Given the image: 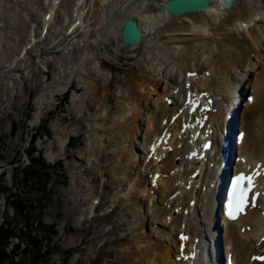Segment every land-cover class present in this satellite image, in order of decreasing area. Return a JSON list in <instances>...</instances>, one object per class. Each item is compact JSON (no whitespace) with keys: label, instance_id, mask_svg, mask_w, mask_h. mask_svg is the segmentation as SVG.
Masks as SVG:
<instances>
[{"label":"bare ground","instance_id":"6f19581e","mask_svg":"<svg viewBox=\"0 0 264 264\" xmlns=\"http://www.w3.org/2000/svg\"><path fill=\"white\" fill-rule=\"evenodd\" d=\"M27 1L16 0V4L12 5V9L20 7L18 15L0 10L9 14L8 21L5 20L6 24L20 20L21 26L18 27L14 39L21 42V51L32 48L34 46H30L32 42L37 44L44 39L49 41L48 27L57 16L56 24L63 30L67 29L68 37L76 35L77 31L83 29L85 32L83 34H87L88 31L90 32L88 26L91 22L100 28L103 27L105 30L103 37H110L108 45L116 44L120 47L118 55L115 56V62L130 63V68H124L121 67L122 65H114L106 59H101L98 61L100 65L108 66L114 73L106 84L98 79L90 87L95 99L92 105L100 104L101 111L106 110L105 114L109 123L108 128L101 135L110 133L109 136H103V140L109 142L108 144L111 143L113 147L110 154L112 162L108 161L107 166L111 167L110 170L119 186L114 197L130 199L132 196H139L138 200L151 215L149 232L146 231L148 226L144 224L146 214L142 213L138 217L137 225H132L136 229L126 246L130 263L190 264L192 252L197 254V258H199L198 254L201 255L200 250L203 247L194 243L195 237H199L202 244L207 241L211 243L208 244L209 254L206 255V261L220 264L222 258L219 254L223 255V253H219L217 249L218 230L215 231L216 227L211 226L215 229L211 230L212 238H210L203 234V226L198 229L201 221H209V218L213 219L215 216L220 219L215 188H208L212 195L210 200L205 198L208 191L205 172L207 161L205 157L199 155L205 140H211L212 137L217 139L214 136V132L218 131L216 124L222 122L231 130L232 122L225 116L226 111L223 106L215 111H206L204 114L207 116L199 118V113L189 112L191 105L187 104L186 100L188 97L202 100L211 98L213 107H216L220 102L217 97L222 95V99L225 100L233 93V89L239 86V79H241L239 75L242 77L243 74L248 75V79L243 82L240 97L243 102L238 113L237 131L240 132V139L236 150L244 159L242 165L245 167L252 168L257 160L263 161L264 0H217V2L208 0L209 3L204 8L183 14H170L166 9V3L164 4L169 0ZM227 1H230V4L226 7L224 4ZM1 2L10 5L9 1L0 0V6ZM35 3L39 5L38 9L27 23L24 20L26 15L23 13L27 11L32 13ZM59 9H63V12ZM65 15L67 16L64 18ZM126 18L134 20L140 27L141 35L137 43L127 44L122 41L120 32ZM32 22L36 24V27L32 26ZM5 26L2 24V27ZM239 26L243 28L241 31ZM44 30L47 32L44 33ZM85 42L90 40L85 39ZM12 45L14 44L5 45V49L1 46V49L5 50V55L0 53L2 82L16 79L15 73L21 70V62L15 56L17 50L13 51ZM88 46H95V44ZM156 49L158 53L154 52ZM147 50L150 53L144 55ZM114 81L115 84L125 83V89L118 97L111 93V85ZM68 82L77 91L82 90L78 84L73 86V81ZM67 85L68 83L65 87ZM65 87L53 91L52 97L59 93V96L53 98L64 100ZM86 90L88 93L89 90ZM188 92H191L190 96ZM30 93L31 90H28V94ZM200 93L205 95L201 96ZM248 94H253L251 103H248L246 98L243 99V96ZM167 99L173 104H168ZM78 100L74 96L71 98L72 102H78ZM109 100L112 104L108 105L107 110L105 103ZM148 101L152 102V106L147 103ZM221 104H223L222 101ZM65 110L59 103L48 110L47 114L52 112L56 114ZM145 110L147 117L142 129L137 125L136 118H141L142 111ZM110 111H114L112 116ZM5 116L9 117V113ZM62 119L75 121L76 117L71 114ZM190 124H194V128H189ZM91 126L92 132L88 134L87 139L94 143L98 136V125ZM197 130L200 132L199 135H196ZM141 131L139 139L142 137V140L139 141L137 134ZM111 132L114 135L113 140ZM159 137L160 143L155 142ZM225 138L230 145L228 137L225 136ZM187 140L190 141V145L184 148L181 142L186 143ZM140 143H142L141 152L137 148ZM10 148L14 150L17 148L15 142L10 145ZM92 150L93 148L89 154ZM106 151L107 147L101 148L98 151V157L101 159L106 156ZM192 152L194 154L189 156ZM210 152L208 151L207 155ZM89 154L87 153L88 156ZM149 158L152 159L153 168ZM2 166L0 165V172ZM163 169L169 172L173 180L168 182L163 178L161 175ZM210 172L215 174V178H218V175L220 177L222 173L218 169H212ZM148 176L152 181L151 187L147 180ZM261 178L262 176L259 181ZM186 185L189 188H185ZM100 187L107 188V184L104 183ZM155 189L158 190L153 193ZM143 196H146L145 199ZM98 197L97 195L90 201L91 205L86 213H91L97 207L94 201L97 202ZM257 200L261 207L256 209L245 207V211L239 214L238 219L225 223V247L227 251L230 247L234 264H264V261H257L251 257L252 254L264 248V240L260 238L264 234V215L261 212V210L264 211V193H261ZM172 203L173 210L177 211L174 216L169 207ZM139 208L143 210L141 206ZM185 208L188 209L187 213L183 212ZM199 215H202V218ZM155 223L160 224L159 228L153 227ZM88 229L84 228L83 231L87 232ZM182 233L189 234L187 241L184 240ZM124 237L116 240L124 241ZM179 242H185L186 251L183 249L185 251L183 255L188 254L187 259L181 258L177 253L178 247L180 248ZM197 248H200V253H197ZM196 264L199 263L196 262Z\"/></svg>","mask_w":264,"mask_h":264},{"label":"rangeland","instance_id":"374dc122","mask_svg":"<svg viewBox=\"0 0 264 264\" xmlns=\"http://www.w3.org/2000/svg\"><path fill=\"white\" fill-rule=\"evenodd\" d=\"M7 1L10 5L1 2L0 10L18 15L20 7L12 9L16 0ZM38 6L35 3L32 13H23L27 23ZM59 11L63 12V9ZM3 12H0V53L5 52L1 46L5 49V45L14 44L12 49L17 50L15 56L21 62V70L15 73L16 79L8 82L0 79V165H3L0 172V232L10 236L3 243L8 257L0 258V264H131L126 246L136 229L132 225L136 226L138 217L146 214L144 224L149 232L151 215L138 200L139 196L130 199L114 197L119 186L111 167L107 166L112 162L113 147L103 140V136L110 133L101 135L109 123L106 110L101 111L100 104L92 105L95 99L90 91L95 81L101 79V83L106 84L114 73L98 61L106 59L124 68H130V63L115 62L120 47L108 45L110 37H103V27L89 22L90 32L83 34V29L68 37L67 29L56 24V14V20H52L48 27L50 32L46 31L49 41L32 43L34 46L23 52L21 42L14 39L21 26L20 20L8 25L5 20L8 21L9 14ZM2 24L6 26L2 27ZM32 26L36 27V24L32 22ZM242 29L239 26V30ZM148 51L144 55L149 54ZM90 66L93 69H89ZM68 81H73V86L78 84L82 90L73 87L70 90ZM64 87V94L70 91L68 95H64V100H55L53 97L59 93L52 97L53 91ZM111 87V93L118 97L125 89V83L115 84L114 81ZM28 90H31L30 94ZM72 96L77 97L78 102H72ZM108 102L105 103L106 109L112 104L110 100ZM59 103L65 112L47 114ZM147 103L152 106V102ZM110 112L112 116L114 111ZM6 113L9 117L5 116ZM71 114L76 117L75 121L62 119ZM142 114L136 119L137 125L143 129L146 110ZM93 124L98 125L94 143L87 139ZM141 133H136L139 141L142 140V137L139 139ZM111 134L113 140V132ZM13 142L17 146L15 150L10 148ZM141 145L137 146L140 152ZM103 147H107V157L100 159L98 151ZM149 161L153 168L152 159ZM162 173L168 182L173 180L165 169ZM147 180L151 187L149 176ZM104 183L107 188L102 189L100 186ZM97 195L98 201H94L97 207L86 213L90 201ZM16 205L22 206L23 210ZM169 207L172 216L176 215L173 203ZM159 225L155 223L153 227L159 228ZM84 228L89 229L85 232ZM123 236L124 241L116 240Z\"/></svg>","mask_w":264,"mask_h":264},{"label":"water","instance_id":"95a60500","mask_svg":"<svg viewBox=\"0 0 264 264\" xmlns=\"http://www.w3.org/2000/svg\"><path fill=\"white\" fill-rule=\"evenodd\" d=\"M207 4L208 0H169L166 2V8L170 14H183L204 8ZM224 6H229V2H226ZM120 35L122 41L127 44L137 43L141 30L134 20L126 18L123 21Z\"/></svg>","mask_w":264,"mask_h":264},{"label":"snow or ice","instance_id":"6c2138e0","mask_svg":"<svg viewBox=\"0 0 264 264\" xmlns=\"http://www.w3.org/2000/svg\"><path fill=\"white\" fill-rule=\"evenodd\" d=\"M243 179V177H240V178H238V182L240 181V180H242ZM251 187V179L249 178L248 179V188H250ZM245 195H246V193H245V191L242 189L241 190V192H240V195H239V197H238V202H237V211H239V210H241L242 208H243V205H244V202H245ZM261 260H264V257H261L260 258Z\"/></svg>","mask_w":264,"mask_h":264},{"label":"trees","instance_id":"16d2710c","mask_svg":"<svg viewBox=\"0 0 264 264\" xmlns=\"http://www.w3.org/2000/svg\"><path fill=\"white\" fill-rule=\"evenodd\" d=\"M16 207H18L20 209V211L23 210L22 206H20V205L19 206L16 205ZM0 230H2V229L0 228ZM0 234L2 236V237L0 236V258L3 259L4 257H8V254L4 250L3 243H4L5 239H7L8 237L10 238V236H9V234H6V233H5V235H2V232H0ZM2 259H0V261H2Z\"/></svg>","mask_w":264,"mask_h":264}]
</instances>
